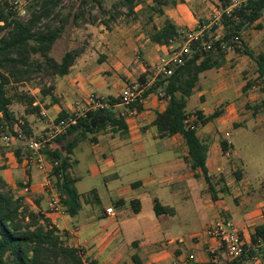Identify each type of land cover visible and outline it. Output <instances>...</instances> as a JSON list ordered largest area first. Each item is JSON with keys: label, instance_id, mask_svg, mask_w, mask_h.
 Listing matches in <instances>:
<instances>
[{"label": "crops", "instance_id": "crops-1", "mask_svg": "<svg viewBox=\"0 0 264 264\" xmlns=\"http://www.w3.org/2000/svg\"><path fill=\"white\" fill-rule=\"evenodd\" d=\"M166 12L168 18L180 29L186 24V20H190L181 5L177 10ZM262 19L253 26L262 25L264 29ZM162 24L155 26L160 29ZM144 27L145 30L149 28L147 24H143ZM137 28H140V24L120 31L123 38L121 44L131 45L130 41H133L134 30ZM135 41H140L139 48L147 51L148 45L153 43L145 33H141ZM245 44L254 51V41H245ZM156 47L163 51L173 48L157 44ZM120 52L116 56L124 57V53L120 55ZM259 53L264 54L263 51ZM228 55L227 53L225 64L215 71L216 74H220L233 58ZM149 59L150 64L155 62V58ZM112 68L122 72L121 67L115 64L102 69ZM92 69L84 54L80 61L75 63L70 74L62 77L52 93L46 96L45 104L35 101L34 106L47 107L39 112L46 124L31 127L32 134L45 135L41 130L51 126L62 112L72 114L87 106L91 97L102 98L105 102L109 98H120L114 108L118 112L125 110L122 95L126 92L122 80L114 77V74L104 82L96 77L89 79ZM215 69L217 68L206 72ZM148 71L146 67L143 74ZM255 72L254 62L256 77ZM150 74L148 73L147 78ZM131 76L129 74L127 80H130ZM231 82L229 75H226L223 82L212 89L213 96L219 98L221 93L234 89ZM252 88L256 86L253 85ZM244 90L246 88H243ZM204 93L201 92L200 96ZM79 96H83V99L76 100ZM163 97L161 91L148 94L136 107L135 115L126 120V134L108 131L98 134L95 143L87 140L79 143L72 157L76 161L72 174L78 180L76 187L82 202V209L76 217L51 213L47 184L51 183L52 168L47 165L41 169L35 163H29L28 147L16 144L13 151L0 145V173L16 195L25 197L26 203L33 211L45 215L60 231L67 233V243L70 246L82 249L85 257L94 259L99 264H137L134 257H137L141 264H172L175 261H183L190 255L195 256L194 264H205L214 252L224 254L219 241L208 233V229L221 217L223 211L226 212L225 219L250 236L249 240L245 239L247 246L250 245L255 228L264 223V162L259 156L264 145V108L256 116L252 115L246 125L241 126L240 123L247 118H242L240 109L245 102L240 104V101H237V104L226 106L222 97V115L199 128L200 138L206 144V137L213 142V147H209L207 164L209 175L216 186L215 200L209 193V185L202 173L196 172L200 177H195V172L186 162L188 148L184 139L180 135L159 137L153 123L157 114L167 107L168 102ZM254 98V101L257 100V96ZM263 100L264 98H258L256 104ZM207 108L205 105L197 110L206 115L218 110L211 112L212 110ZM27 115L33 116L36 113ZM22 126L17 122L15 129L20 128L23 131ZM214 129L219 132L226 131V134L221 138ZM245 131H250V135ZM232 137L234 142L231 141ZM223 140L232 147L228 157L222 152ZM53 147L60 146L53 144ZM17 151L20 159L16 155ZM238 172L239 175L236 174ZM26 178H29L31 183L29 194L23 192V182ZM99 178L107 180L104 186L94 184ZM221 189L222 193L219 192ZM92 191H96V195L91 194ZM230 196L240 201L238 206L231 204ZM155 199L163 206L172 208L173 214L157 216L154 210ZM133 200L140 201L141 211L138 214L134 212ZM108 208H113L116 216L107 214ZM201 223V232L182 236L181 233L189 225L196 226ZM167 236L171 238H166Z\"/></svg>", "mask_w": 264, "mask_h": 264}, {"label": "trees", "instance_id": "trees-1", "mask_svg": "<svg viewBox=\"0 0 264 264\" xmlns=\"http://www.w3.org/2000/svg\"><path fill=\"white\" fill-rule=\"evenodd\" d=\"M35 1L38 8L26 21L19 18L17 1L11 5L8 0L0 1V31L5 33L0 39V135L14 133L15 124L18 122L11 109L13 100L8 95V86L28 83L41 75L67 76L82 54L81 50L73 49L67 51L60 61L52 56L53 48L63 36L71 15L70 13L66 17L61 15L58 10L61 0ZM152 1L158 7L153 6L151 10L164 15L162 6L167 4V0ZM220 1L223 9L230 5V0ZM122 2L128 7L129 13L133 14L137 6L136 0ZM102 4L103 0H81L72 21L78 25L88 10L99 8L102 11ZM263 17L264 0H242L231 13L222 14L224 34L213 41V48L210 51L203 49L202 41L193 42L191 53L185 63L172 66L173 74L170 76L160 75L156 83L144 94L145 98L152 92L163 93V98L168 104L163 112L157 114L153 123L159 137L180 135L184 139L188 148L186 162L195 172V177H200L196 172L202 173L215 200L216 186L209 175L207 164L209 145L200 138L198 130L219 118L223 111L217 110L206 115L203 111L196 110L193 115H189L188 100L194 94L202 73L221 68L225 64L228 52L222 49L223 44L233 46L235 52L243 53L254 60L257 80L264 84V54H256L245 43L242 45L234 43L235 37L241 39L242 33ZM149 24H153V18H150ZM258 28L262 29L263 26L258 25ZM149 36L154 44L160 46L170 47L179 40L186 41L181 29L169 18L164 19L160 29L153 25ZM147 76L148 73L141 76L140 84L147 83ZM53 89L54 87L49 86L42 89V92L47 96ZM120 100L109 98L104 107L89 110L85 116L77 119L76 125L70 127L67 134L45 143L40 151L45 160L52 165L50 172L52 188L59 194L61 205L71 217H76L82 209L81 195L76 187L78 180L72 174L76 164L72 158L74 151L80 142L86 140L91 143L97 142V135L100 133L128 132L126 119L114 108ZM28 103V114L40 112V107L34 106V99ZM252 108L253 115L256 116L264 108V100ZM71 116L73 114L62 112L56 122ZM27 126L25 122L22 127L26 129ZM53 144H59L60 147L54 148ZM221 146L226 156L232 147L226 140L222 141ZM29 152L28 149L27 157ZM16 155L20 159L18 151ZM33 155L32 152L30 156ZM91 194L96 195V191H92ZM25 200V197L18 196L12 191L0 173V264H99L96 260L85 257L82 249L70 246L67 243V233L60 231L45 215L33 211ZM132 205L134 212L140 213V201L133 200ZM154 210L157 216L174 212L172 208L163 206L158 199L154 200ZM261 240L264 241V223L255 228L246 254L226 264H246L255 253L253 245ZM133 259L137 264H141L137 257Z\"/></svg>", "mask_w": 264, "mask_h": 264}, {"label": "rangeland", "instance_id": "rangeland-1", "mask_svg": "<svg viewBox=\"0 0 264 264\" xmlns=\"http://www.w3.org/2000/svg\"><path fill=\"white\" fill-rule=\"evenodd\" d=\"M15 1L18 2L17 7L19 18L24 21H26L30 17V14L38 8L35 0H8L10 5ZM136 2L137 6L135 11L133 14H130L128 7L122 2V0H103L102 11H100L99 8L92 11L88 10L85 17L80 20L81 22L77 25L72 20L79 8L81 0H61L58 10L63 17H66V15L70 13L71 20L68 23L63 36L55 44L52 56L60 61L67 51L73 49L81 50L82 54L80 58L85 54L93 68L89 74V79L96 77L104 82L114 74V77H118L122 80L125 89L124 91L126 92L132 85L139 83L146 67L149 69L147 73H152L158 66L170 61L175 49L178 50L179 46L186 44V41L179 40L172 46V49H170V47L169 50L163 51L158 50L156 44L150 41L152 44L148 45V51L139 48L140 41L136 42L135 40L141 33L149 35L153 30V25H161L164 19L168 18L166 11L177 10L179 5L185 8L190 19L186 20V24L181 28L185 39L187 33L196 34L201 30L204 31L205 36L207 34V39H205L204 36V41L211 43L221 38L224 34V27L221 23L224 9L222 8L220 0H167V4L162 6L165 13L164 15L154 13L153 10H151V7L157 6L152 0H136ZM150 18H153V24H149ZM262 20V24L264 25V17ZM56 22L58 23V21ZM137 24H140V28L134 30L133 41H130L131 45H128L127 43L121 44V39L123 38L120 31L125 28H132ZM143 24L149 26L148 30H145V27L143 28ZM255 27L256 26H250L242 33L240 39L242 42H239L238 45H242L245 41L247 42L251 40L255 43L253 48L254 52H264V29H258V26ZM4 34V32L0 31V39ZM119 51H121L120 55L124 53V57L116 56ZM228 54V56L233 58L228 64H226L220 74L215 73L218 69L204 72L202 74L198 87L188 101L187 109L189 115H193L197 109H200L201 106L205 105L208 107L207 109L212 110L211 112H214L216 109L224 111L223 105L220 104V101H223L222 97L225 100L224 105L226 106L232 103L237 104V101H240V104L245 102V106L243 105L240 108L242 110V118L247 117L244 122L240 123L241 126H244L252 119V107L256 104L258 98H264V84L259 82L254 75V60L250 59L243 53L240 54L235 52L233 49L228 51ZM237 54H240V56ZM149 57L155 58V64H150ZM80 58L77 59L76 63L78 60L80 61ZM112 64L121 67L120 69L122 72H118L114 68H112V70L102 69L103 67H108V65L110 66ZM129 74L132 76L130 80H127L129 79ZM226 75H229V79L232 81L231 83L234 86V89L232 88L229 91L221 93L219 98L214 97L212 89L219 86L225 79ZM61 79L62 77L41 75L31 82L8 86V95L13 100L11 109L14 111L18 122L21 123V125H24L26 120L28 126L26 129H23L24 135L26 136L25 140H14L10 146H6L3 136L0 135V145H4L6 149H13L14 151L16 144L28 147L27 137L37 140L43 139L44 142L46 139L50 138L49 134L52 131V125L45 128V130H41V133H46L45 135L32 134L33 128L31 127L36 125L39 127L45 126L46 121L41 116V113H36V115L33 116L27 115V109L29 108L28 101L34 99V101L37 100L41 103L44 102L45 104L47 99L43 94L42 89H47L49 86L55 88V85L57 82L59 83ZM253 85H255L256 88H252ZM243 88H246V90L243 91ZM201 92L205 93L200 96ZM256 96L257 100L254 101L253 99H255L254 97ZM79 99H83V96L76 98V100ZM43 108L46 109L47 107L43 105ZM43 108L40 107L41 110ZM213 131L221 138L226 134V131L219 132L215 129ZM201 132L202 130H200V133ZM245 133L250 135V131H245ZM206 139H208L207 142L209 147L212 148L213 142L210 138L206 137ZM231 141L234 142V137L231 138ZM29 151L30 154L28 157L32 155L30 149ZM259 156L264 162V145ZM262 174H264V171ZM106 181L105 178H99L94 184L104 186ZM219 192L222 193L223 190L221 189ZM209 193L211 192L209 191ZM229 201L232 205L237 206L240 202L231 196L229 197ZM225 213L226 212L223 211L221 217L226 218L227 216ZM202 224L203 223L196 226L192 224L189 225L187 229L181 233L182 236L186 237L194 232H201ZM239 231L244 239L249 240V235L245 234L242 229H239ZM166 238L171 237L167 236Z\"/></svg>", "mask_w": 264, "mask_h": 264}, {"label": "built area", "instance_id": "built-area-1", "mask_svg": "<svg viewBox=\"0 0 264 264\" xmlns=\"http://www.w3.org/2000/svg\"><path fill=\"white\" fill-rule=\"evenodd\" d=\"M242 0H230V5L223 10L224 13L229 14L235 8L241 4ZM204 31H199L196 34L187 33L186 44L179 46V49H175L173 56L168 63L158 66L148 77L146 84H136L132 85L125 94L122 95V103L125 106V110L120 112V114L127 120L135 115V110L138 104L143 102L145 92L152 87L160 75L170 76L173 74L172 66H179L185 63L187 57L191 53V44L196 41H202V47L205 51H210L213 48V42L209 43L204 41ZM240 42L239 37H235L234 43L238 44ZM224 51H230L233 46L227 44L222 45ZM106 102L102 98L91 97L87 106L81 107L74 111L73 116L63 119L59 122H53L52 131L50 132V138L46 139H34L28 138V148L34 153L33 156L28 158L29 163H35L41 169L45 168L47 165L52 166L48 163L45 158L40 154L43 145L51 140H54L58 136L67 134L70 127L76 125L77 119L79 117L85 116L89 110L98 109L104 107ZM6 146H10L12 141H23L26 139L24 132L20 128H16L14 133H5L2 135ZM230 156L229 152L226 155ZM49 189V210L53 214L66 215V211L61 205L59 194L53 190L51 183L47 184ZM23 192L24 194H29L31 192V183L29 178H26L23 182ZM107 214L111 216H116V212L113 208L107 209ZM208 233L211 237L219 241L220 246L224 249V254L220 255L216 252L205 264H226L227 262L238 259L246 254L247 252V242L241 235L239 229L231 221L218 217L211 227L208 229ZM249 246V245H248ZM264 241L261 240L257 244L253 245L254 255L249 258L246 264H264ZM195 256L190 255L187 259L183 261H175L172 264H194Z\"/></svg>", "mask_w": 264, "mask_h": 264}]
</instances>
